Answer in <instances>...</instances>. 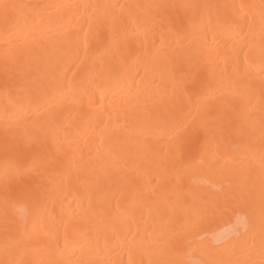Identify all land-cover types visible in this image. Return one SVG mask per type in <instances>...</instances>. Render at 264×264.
I'll return each instance as SVG.
<instances>
[{"label":"bare ground","instance_id":"6f19581e","mask_svg":"<svg viewBox=\"0 0 264 264\" xmlns=\"http://www.w3.org/2000/svg\"><path fill=\"white\" fill-rule=\"evenodd\" d=\"M0 264H264V0H0Z\"/></svg>","mask_w":264,"mask_h":264},{"label":"rangeland","instance_id":"374dc122","mask_svg":"<svg viewBox=\"0 0 264 264\" xmlns=\"http://www.w3.org/2000/svg\"><path fill=\"white\" fill-rule=\"evenodd\" d=\"M213 188V187H212ZM217 221H221V220H217ZM221 223V222H220ZM219 225V224H218ZM212 226H217V224H216V220H215V222L212 224ZM223 232V231H222ZM221 231L219 232V234H223ZM176 233V232H175ZM201 238H202V236H200ZM194 238V237H193ZM199 237H197V239H198ZM195 240H196V237H195ZM192 250V249H191ZM191 250H189L190 252H191Z\"/></svg>","mask_w":264,"mask_h":264}]
</instances>
